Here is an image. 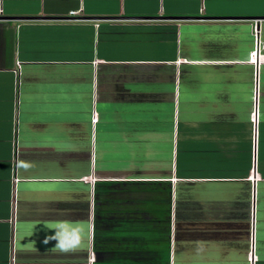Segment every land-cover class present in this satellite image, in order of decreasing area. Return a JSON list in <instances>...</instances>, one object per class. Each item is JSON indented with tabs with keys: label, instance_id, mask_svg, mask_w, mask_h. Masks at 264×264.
<instances>
[{
	"label": "crops",
	"instance_id": "obj_1",
	"mask_svg": "<svg viewBox=\"0 0 264 264\" xmlns=\"http://www.w3.org/2000/svg\"><path fill=\"white\" fill-rule=\"evenodd\" d=\"M257 18L264 38V0H0V264H261ZM181 85L216 116L186 167Z\"/></svg>",
	"mask_w": 264,
	"mask_h": 264
},
{
	"label": "rangeland",
	"instance_id": "obj_2",
	"mask_svg": "<svg viewBox=\"0 0 264 264\" xmlns=\"http://www.w3.org/2000/svg\"><path fill=\"white\" fill-rule=\"evenodd\" d=\"M197 67H200V69L203 68V66H197ZM202 78L204 79V77H202ZM204 82H205L204 80L201 81V83L197 82L196 88L199 85H201V87L199 89H202ZM260 82H261L260 87L262 90V88H264V71L263 70H261ZM183 86L185 87V85H183ZM182 87H181L180 98H179V121L181 122V128L179 131V133H180L179 134V150H180V157H179L180 160L179 161H180V163H184L183 167H186L187 152H188L187 148L189 149V147H190L189 146V140L187 137L188 133L189 132H197L199 130L202 131V129L198 130L197 127H199V125H194V123L196 124L198 121H201V120H209L210 118L214 119V118H216V116H215L214 111H211L212 114H210L209 112H204V114L202 112L197 113L196 111L198 110V107L200 106L199 102H197L192 109L189 108V110H190V112H189L188 106H187L188 104L186 103V101L188 100V97H191L190 91H185L187 96L186 95L183 96V93H184V90L186 89V87H185V89H184V87L183 88ZM213 104L214 103H212L210 105L214 106ZM218 104H219L218 102H215V105H218ZM238 107L242 108V106H238ZM247 107H248V103L247 104L244 103V106H243L244 112L241 113V115L244 116L245 119H246V117L248 118V115H249L246 113ZM219 111H220V109H219ZM262 117H263V113H262ZM187 121L190 122L189 125H187L186 123L184 124V122H187ZM168 137H169V134L166 136V138H168ZM159 142H161V141H159ZM174 143H175V140H174ZM107 145H109V144H107ZM107 145H106V147L108 148ZM169 145L170 144L168 142H161V143H158L157 146L160 150L165 149L162 151L164 153H166V152H168L169 149H171L170 147L172 146V143L170 146ZM109 147H111V146H109ZM134 147L136 148V145ZM110 156L115 157L116 154L114 153V155L111 154ZM260 190H261V192L263 191L262 189H260ZM261 192L259 195V204L260 205L258 208V216H257V218H258L257 228H258V233L260 236V238L258 239L257 249H258V253L260 255V263L264 264V200H263V198H261V194H262ZM251 231H252V225H251Z\"/></svg>",
	"mask_w": 264,
	"mask_h": 264
},
{
	"label": "built area",
	"instance_id": "obj_3",
	"mask_svg": "<svg viewBox=\"0 0 264 264\" xmlns=\"http://www.w3.org/2000/svg\"><path fill=\"white\" fill-rule=\"evenodd\" d=\"M253 35L255 37V47L251 52V58L250 61L256 65V69L261 65V63L264 62V38H263V31H262V21L263 19L257 18L253 20ZM256 76H257V71H256ZM258 98V96L256 95ZM255 112L253 113V119L254 122H258V101L255 103ZM96 120V119H94ZM255 170V169H254ZM17 180V178H15ZM91 180H93L91 178ZM253 250V248H252ZM257 257L251 255V260L252 262L256 261ZM14 257H12V263H13Z\"/></svg>",
	"mask_w": 264,
	"mask_h": 264
}]
</instances>
